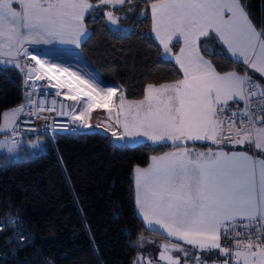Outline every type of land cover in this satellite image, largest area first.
<instances>
[{"label":"snow or ice","instance_id":"1","mask_svg":"<svg viewBox=\"0 0 264 264\" xmlns=\"http://www.w3.org/2000/svg\"><path fill=\"white\" fill-rule=\"evenodd\" d=\"M133 2L0 0V64L11 65L24 73L26 87L35 91L34 81L52 79V76H42L38 68L44 69L47 64V71L53 73L55 69L53 75L59 76L68 74L69 70L55 62L38 59L29 53L26 45L51 44L57 40L78 45L79 38L85 34L86 13L100 5L116 9ZM150 7L153 31L164 52H171L169 45L173 39L182 41L180 54L175 59L183 69L184 78L158 88L148 84L144 98L127 101V109L123 95L119 99L117 124L121 123L120 113L126 112V115L122 133L117 135L112 131V137L119 141L135 137H147L153 142L171 141L179 149L151 157L148 168H136L139 211L149 228L157 230L155 226H158L167 237L196 249L193 264H209L207 257L201 261L199 256L213 250H219L226 257L223 264H228L227 258L232 259L233 264H264V231L261 227L256 228L255 234L242 231L255 224L264 226V159L257 160L246 152L229 154L212 149L207 153H192L183 147L188 141L250 143L264 153V86L247 73L221 75L199 51L201 38L211 31L235 58L233 62H242L264 76V27L257 29L241 0H153ZM226 12L230 14L227 19ZM106 18L110 24L120 26L119 17L114 16L112 10L106 11ZM21 55L30 56L35 63L21 61ZM70 75L74 80L66 86L75 88L76 93L65 94L64 99L78 102L81 93L88 97L95 94V100L103 101L95 107L109 108L116 95L114 88H100L74 72ZM63 86L62 83L60 87ZM47 87L55 85L50 83ZM61 94L57 91L55 96ZM229 101L236 102L234 108H228ZM51 103L54 108L57 101L53 99ZM77 106L83 107L85 112L93 108L88 102ZM23 110L21 105L11 114H0L4 120L0 131L14 128ZM44 110L37 105L29 114ZM72 120H82L83 126L91 127L82 114L73 115ZM14 148L15 144L7 146V151L13 152ZM2 228L13 232L19 228L20 241L29 239L24 235L23 222L18 215L0 217ZM222 235L232 239L231 253L220 243ZM241 236L242 239L238 238ZM136 246L144 247L143 238ZM161 247L159 259L167 260L168 264H179L180 258L169 254L173 251L181 252L185 258L188 256L179 244L166 243ZM143 261L141 256L134 264H143ZM46 264L53 262L48 260ZM147 264H151V260ZM185 264L190 262L185 259ZM211 264L217 261L212 260Z\"/></svg>","mask_w":264,"mask_h":264},{"label":"trees","instance_id":"2","mask_svg":"<svg viewBox=\"0 0 264 264\" xmlns=\"http://www.w3.org/2000/svg\"><path fill=\"white\" fill-rule=\"evenodd\" d=\"M152 1L134 0L116 9L98 6L83 20L87 34L80 51L103 79L116 86L120 97L130 101L142 99L148 84L182 78L152 37ZM241 3L253 24L264 27V0ZM108 10L119 17V27L107 22ZM199 43L201 55L216 72L246 70L242 63L233 62L214 34ZM178 47L177 42L173 44L174 51ZM21 80L19 70L0 64V114L21 106ZM27 134L30 139L43 138L44 148L37 153L22 148L16 156L0 154V217L18 215L29 239L20 241L19 228L15 232L0 229V264H46L48 260L53 264H133L140 238H165L137 217L132 173L171 146L116 145L111 135L98 129L51 138L44 133ZM255 154L264 159V154Z\"/></svg>","mask_w":264,"mask_h":264},{"label":"crops","instance_id":"3","mask_svg":"<svg viewBox=\"0 0 264 264\" xmlns=\"http://www.w3.org/2000/svg\"><path fill=\"white\" fill-rule=\"evenodd\" d=\"M91 2L93 4H96L97 0H91ZM151 3H150V5H151ZM100 6H103L106 9H109V7L107 5H100ZM13 7H16V5L14 4ZM150 11H151V7H150ZM229 15L230 14L226 12L225 18L227 19ZM106 20H107V18H106ZM113 27H116V26L113 25ZM210 33H212V32L210 31L209 34ZM86 34H87V30L85 28V34L79 38V44L84 39ZM151 34H152V37L154 38V40L160 45L163 54L168 59H170L180 69V72L182 74L181 79H183L184 78L183 69L180 67V64L177 63V61L175 59L176 56H178L180 54V51H179L180 47L183 46L182 41L178 42L177 39H173L169 45L171 52L165 53L164 49H163V45L160 43L159 38L156 36L155 32L153 31L152 15H151ZM212 34H214V33H212ZM176 42L178 43L179 47H178L177 51H174L173 50V44ZM79 44L77 45V44H72V43H60L57 40L51 44L26 45V47L28 48L29 53H31L32 55H36L38 59H44L45 61L55 62L57 65L63 66L69 70L68 74H65L63 76H59V75H53V73H55V69H53V73H49L47 71V64L45 65L44 69H40V74L42 76H52L53 78L56 79L57 87L60 90V92H62L63 94L73 95L76 93L75 88L69 89L66 86V83H72L73 82L74 77H72L70 75L73 72L76 73L77 75H79L81 77V79H83V80L90 81L93 84H98L100 86V88H103L105 86H110V87L114 88L116 90V95L112 98V101L109 104L108 109H105L102 106L101 107H95V105L97 103H100L101 105L103 104V101H97L94 99L95 94H93V97H88L84 93H81V99L78 102L71 100L72 115H81L82 114L83 120L87 121V124L91 126V127L83 126V121L80 120L82 127L79 128L78 131L83 132V131H87V130L98 129V130L104 131L105 133H107L109 135H111L112 131H116L117 135H120L123 131L122 125H123L125 115H126V112L120 113L119 120L121 123L117 124V111H118V103H119V99H120V92L116 88V86H114L112 84L111 81L105 80L101 77V75L95 69V67L84 57V55L82 54V52L79 49ZM222 46L226 50V52L229 54V56L233 60H235V58L231 56V53L228 52L226 46H224V45H222ZM200 55H201V53H200ZM203 58L205 60H207L204 56H203ZM239 63H242V62H239ZM2 65L3 66H11V65H4V64H2ZM243 65H245V64H243ZM245 67H246V72H247L248 76L252 77L253 79H256L257 81L259 80L261 82H264V76H261L258 72H255L254 70L250 69L247 65H245ZM230 72H233V71H230ZM220 74L223 75L225 73H220ZM237 74H239V73H237ZM240 75H242V74H240ZM62 83L65 84V86L60 87V85ZM175 83L176 82L164 83V84H175ZM164 84H160V85H164ZM160 85H155V86L158 88ZM87 91H88V89H85V92H87ZM145 93H146V91H145ZM169 94H171V93H169ZM100 95L103 96V92H101ZM142 99H140V100H142ZM127 101H130V100L125 99L126 109H127ZM137 101H139V100H137ZM85 102L91 103L93 105V108L86 111V112L84 111L83 107L77 106V104L83 105ZM233 104H236V102L235 101H229L228 107H230V105H233ZM16 108H18V107H15V109ZM19 115L20 114H18L17 119H18ZM129 119H130V116H129ZM13 130H15V129L13 128ZM139 143H149L151 145H169V146H171V149L164 151L160 154L154 155L157 157L162 156L166 153H171L173 151L179 150L176 148V146L171 141L153 142L151 140H148L147 137H135L133 139L125 138V140L122 141V144H126L129 146H133V145H136ZM183 147L188 148L189 151L192 153H194V150H197V153H199V152L207 153L208 149H212L214 152L223 151V152H226L229 154H231L233 152H236V153L246 152L248 155L253 156L257 160H260L263 158L256 155L255 152H258L260 154H264V153L260 152L259 150L255 149L253 147V145L250 143H245V144L241 145V144H231V143L228 144L227 142H223V143H219V144H213L211 141H188L186 144L183 145ZM243 147L250 148L251 151L244 150ZM151 157H153V156H151ZM151 157H150L149 162L146 166L136 167V168H141V169L148 168L149 165L152 163ZM136 168L133 169V173H132L136 215L143 222V224L145 225L146 228L152 230L151 228H149L147 226L146 222L143 220L142 213L139 211V205L137 203V186H136V171H135ZM257 181H259L258 176H257ZM155 228L157 230H152V231H155L156 233H158L159 235H161L165 238L159 239V238H155L153 236L142 237L147 245L151 244L153 241L157 242V240H158V242L156 244H153L155 250L153 248V257L151 258L152 262L155 263V261H156L155 264H163V263L156 260V254L159 250L160 243H165V244L166 243H176V244H179L183 248H184V246H188L187 249L184 248L185 251L188 252V256L186 258L179 251H173L172 252L173 255L180 258L179 264H182L183 262L185 263V261H184L185 259H187L190 262V264H193L192 258H193V255L196 254V249H194L191 245L184 244L183 241H177L174 238L167 237L166 233H164L162 229H159L158 226H155ZM205 257L208 258L209 264H211L212 260L217 261V264H223V261L226 259V257L223 254L219 253V250H213L211 253H200L199 258L201 261H203L205 259Z\"/></svg>","mask_w":264,"mask_h":264},{"label":"built area","instance_id":"4","mask_svg":"<svg viewBox=\"0 0 264 264\" xmlns=\"http://www.w3.org/2000/svg\"><path fill=\"white\" fill-rule=\"evenodd\" d=\"M262 26L258 28L261 30ZM21 61H24L28 64H34L35 62L31 60L30 56L25 57L21 55L19 57ZM38 68V66H37ZM40 73V69L38 68ZM246 70L242 73L244 75ZM21 83L20 88L22 89V103L24 106V110L20 113L18 119L15 124V131L19 133H44L49 138L53 134H60L65 132L78 131L79 128L82 127L80 120H72V103L71 100L64 99V95L55 96L57 91L60 90L57 87L56 79L52 77L51 80L42 79L40 81H34L36 90L33 91L30 87H26L25 85V76L24 73L21 72ZM253 79V78H252ZM256 81L255 79H253ZM257 82V81H256ZM53 84L55 87H47L48 84ZM264 86V83H261ZM33 92L31 96L27 95V93ZM56 100L57 103L53 108L51 101ZM242 103V102H241ZM37 105L42 106L45 110L38 112L37 114H29L34 112ZM235 105L228 107L229 109L234 108ZM63 113V114H61ZM227 115V113L225 114ZM261 227V230L264 231V226L261 224H255L249 229H244L242 231H252L254 234L256 232V228ZM240 239L243 236L238 237ZM255 238V235L253 236ZM220 243L223 246L229 248V253L232 252V239H225L224 236H221ZM1 255V254H0ZM228 264H233V260L228 258Z\"/></svg>","mask_w":264,"mask_h":264},{"label":"rangeland","instance_id":"5","mask_svg":"<svg viewBox=\"0 0 264 264\" xmlns=\"http://www.w3.org/2000/svg\"><path fill=\"white\" fill-rule=\"evenodd\" d=\"M110 25L113 26L112 24H110ZM19 87H20V84H19ZM21 91H22V89H21ZM14 110H15V108H11V109L7 110L6 112L11 114ZM3 126H4V120H3V116H2V121L0 123V127H3ZM13 133H14V135H13ZM12 144H15L14 151L8 152L7 146H10ZM0 145H3V147H0V154H7L9 156H16V155H18L20 150H22V148H27L32 153H37V152L43 151L44 140L40 136H36V137L30 139L29 135L27 133H18L15 130H13V127H8L6 131H0ZM33 145H36V146L33 147ZM194 153H197V150H194ZM157 242H158V240H157ZM157 242L153 241L149 245H147L144 242V247H142V248L139 247V251H138L137 256H136L134 261H136L138 257L143 256L144 257L143 264H147L148 260H151V264L152 263L155 264L156 261L154 260L155 263L152 262L151 258L153 257V248H154L153 244H156ZM161 244L162 243H160L159 246H161ZM154 250H155V248H154Z\"/></svg>","mask_w":264,"mask_h":264},{"label":"water","instance_id":"6","mask_svg":"<svg viewBox=\"0 0 264 264\" xmlns=\"http://www.w3.org/2000/svg\"><path fill=\"white\" fill-rule=\"evenodd\" d=\"M112 138H113V142H114L116 145H121V144H122V141L117 140L115 137H112ZM163 244H165V243H162L161 245H163ZM162 251H163V249H162V247L160 246V247H159V250H158V252H157V254H156V260L159 261V262H161V263H163V264H168L167 260H160V259H159V255H160V253H161ZM169 254H170L171 256H173V257H177V256L173 255L172 252L169 253ZM179 262H180V260H179Z\"/></svg>","mask_w":264,"mask_h":264}]
</instances>
